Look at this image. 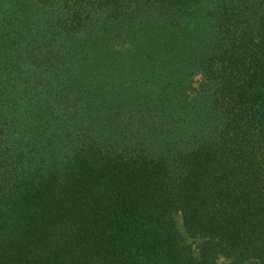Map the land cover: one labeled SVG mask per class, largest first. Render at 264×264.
Here are the masks:
<instances>
[{
    "label": "trees",
    "instance_id": "obj_1",
    "mask_svg": "<svg viewBox=\"0 0 264 264\" xmlns=\"http://www.w3.org/2000/svg\"><path fill=\"white\" fill-rule=\"evenodd\" d=\"M0 264H264V0H0Z\"/></svg>",
    "mask_w": 264,
    "mask_h": 264
},
{
    "label": "rangeland",
    "instance_id": "obj_2",
    "mask_svg": "<svg viewBox=\"0 0 264 264\" xmlns=\"http://www.w3.org/2000/svg\"><path fill=\"white\" fill-rule=\"evenodd\" d=\"M202 78L200 76H196L193 80L192 86L195 87L196 89L199 88V84L201 82ZM178 226L181 227V222L178 220Z\"/></svg>",
    "mask_w": 264,
    "mask_h": 264
}]
</instances>
